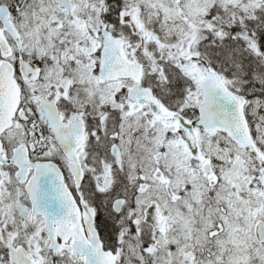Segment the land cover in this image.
Instances as JSON below:
<instances>
[{"label": "snow or ice", "instance_id": "snow-or-ice-1", "mask_svg": "<svg viewBox=\"0 0 264 264\" xmlns=\"http://www.w3.org/2000/svg\"><path fill=\"white\" fill-rule=\"evenodd\" d=\"M0 264H264V0H0Z\"/></svg>", "mask_w": 264, "mask_h": 264}]
</instances>
